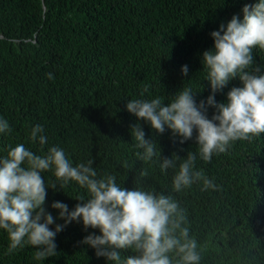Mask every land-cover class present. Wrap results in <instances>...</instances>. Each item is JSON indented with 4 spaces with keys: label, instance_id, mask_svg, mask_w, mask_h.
I'll return each instance as SVG.
<instances>
[{
    "label": "clouds",
    "instance_id": "clouds-1",
    "mask_svg": "<svg viewBox=\"0 0 264 264\" xmlns=\"http://www.w3.org/2000/svg\"><path fill=\"white\" fill-rule=\"evenodd\" d=\"M219 1H188L189 18L182 22L193 35L199 36L197 24L203 13ZM228 4L233 7H227L219 30L210 29L212 38L202 53L203 90L183 85L167 105L159 96L125 105L156 133L170 129L168 134L184 144L174 157L161 158L154 139H146L139 125L130 129L135 148L143 149L135 153L139 160L159 157L162 172L176 169L172 187L184 193L188 207L162 192L125 189L113 175L98 178L93 159L73 166L63 148L52 146L45 155H37L19 143L0 159V229L7 232L10 254L29 245L36 249L38 261L56 256V234L66 224L81 221L85 229L100 232L88 234L81 243L114 264H264V0ZM148 6L162 21H173L165 12L166 0H149ZM139 27L144 34L157 35L145 16ZM142 48L147 53L160 49L155 43ZM181 72L188 74L187 65ZM47 77L54 79L52 73ZM108 111L109 105L102 117ZM6 131H11L8 121L0 118V132ZM42 132L41 125L32 127L30 140L44 145L47 138ZM46 171L53 172L59 183H46L42 175ZM70 182L85 189L87 199L75 197L85 202L73 201L71 211L65 203L53 202L64 225L52 229L55 218L43 207L47 188L62 189ZM227 198L237 205L230 227L209 246L208 225L198 245L189 234L192 214L211 211ZM201 248L207 249L203 256ZM117 249L136 254L122 258Z\"/></svg>",
    "mask_w": 264,
    "mask_h": 264
},
{
    "label": "trees",
    "instance_id": "trees-1",
    "mask_svg": "<svg viewBox=\"0 0 264 264\" xmlns=\"http://www.w3.org/2000/svg\"><path fill=\"white\" fill-rule=\"evenodd\" d=\"M188 1L166 0L168 20L173 18L166 23L149 9V0H0V118L7 120L11 129L0 132V159L19 143L37 155L58 146L73 166L93 159L98 178L113 175L125 189L162 192L179 198L187 208L184 193L172 187L176 169L162 172L159 157L139 160L135 153L143 149L135 148L130 129L139 125L146 139H154L161 158L174 157L184 144L168 134L170 129L156 133L125 105L129 100L157 96L167 105L183 85L203 90L201 61L207 39L212 38L210 29L219 30L218 22L227 7L233 6L220 0L204 12L196 37L182 22L189 18ZM144 16L156 36L141 32ZM148 43L160 49L147 53L142 45ZM184 65L188 67L186 76L181 72ZM48 73L54 79H48ZM107 105L109 111L102 117ZM36 125L43 127L44 145L29 138ZM142 171L147 175L141 176ZM42 175L48 184L59 183L51 171ZM80 195L87 199L85 189L75 182L62 189L59 185L47 188L43 207L55 218L50 228L64 225L52 203L63 202L71 211L73 201L85 202L75 198ZM236 209L235 200L227 198L211 211L193 213L190 236L201 244L209 225L211 246L228 230ZM90 233L100 235L99 229H85L81 221L66 224L55 237L58 255L38 261L36 249L29 245L10 254L7 232L0 229V264H114L81 243ZM206 250L201 248L202 256ZM117 251L122 258L136 254L131 249Z\"/></svg>",
    "mask_w": 264,
    "mask_h": 264
}]
</instances>
